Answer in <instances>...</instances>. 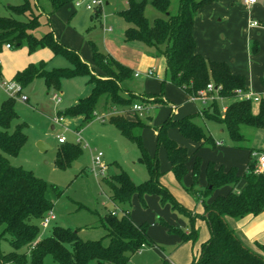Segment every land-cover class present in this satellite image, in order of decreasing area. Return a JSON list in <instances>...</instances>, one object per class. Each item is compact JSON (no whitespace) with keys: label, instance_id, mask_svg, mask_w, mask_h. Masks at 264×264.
<instances>
[{"label":"trees","instance_id":"trees-1","mask_svg":"<svg viewBox=\"0 0 264 264\" xmlns=\"http://www.w3.org/2000/svg\"><path fill=\"white\" fill-rule=\"evenodd\" d=\"M22 4L9 7L13 16L0 17V52L9 44L19 47L26 42L29 51L44 47L53 54H61L73 65V71L57 70L46 72L43 65H29L24 71L13 77V82L21 88L34 80L42 79L47 89L59 90L60 80L75 76H88L92 85L90 94L79 99L62 116H80L84 123L90 122L102 107L108 114L104 122L116 129L119 134L134 144L139 152L138 162L147 172L148 179L135 184L129 176L120 170L110 180H105L109 189V200L121 209L119 215L110 212L102 219L106 230L102 241H83L77 231L53 226L49 235L39 238V224L51 212L52 204L45 197L47 185L31 171L10 163L9 158L19 155L27 142L26 124L19 120L14 109L15 101L7 98L0 105V238L10 237L11 251L0 255V264H43L50 256L54 264H129L130 258L146 245H150L145 225H135L131 219L130 203L134 195L142 198L145 194H157L162 200H171L173 211L184 215L189 221V232L172 229L181 240L195 243L198 233L194 228L196 219L205 220L210 237L201 244L200 252L190 264H264V246L256 245L253 251L238 239L229 227L227 219H240L248 215H258L264 211V171L256 173V163L252 154L264 153V149L248 146L249 138L244 129L264 131V99L254 105L250 101H238L234 96L237 89H246L245 79L230 72L228 65L212 62L195 51L192 35L197 11L216 0H179L178 12H170L169 0H150L149 4L162 17L152 22L145 17L147 2L128 0L127 8L118 13L125 22V42H137L165 59L167 79L188 96H196L204 91L208 84L214 90L220 87L217 95L230 103L222 111L219 102H211L201 113L185 115L174 120L173 114L156 129V145L163 147L169 162V170L178 182L187 172V162L193 156L184 147L168 136V131L176 129L186 140L199 144L215 146L208 131L196 123V119L215 122L226 130L231 146L248 151L247 165L241 178L235 169L224 171L221 167L209 164L206 168L207 187L204 191L192 188L186 193L193 199H201L203 215H192L190 211L175 202L171 194L162 187L158 179L161 176L156 157L150 156L142 143V132L146 125L136 116L127 120L119 111L131 108L137 101L143 102L145 94L135 95L127 86L133 81L132 70L109 55L92 50L93 68L101 78L91 75V70L81 61L78 54L61 46L51 32L37 39L32 31L38 25L39 13L30 7L27 0ZM51 14L56 13L72 0H47ZM99 12L95 13V17ZM215 96V92L209 94ZM160 97H154L158 103ZM170 109V107H167ZM256 108V111H254ZM56 166L64 167L77 160L82 151L80 145L66 142L60 144ZM195 155V153H194ZM198 161L194 163L193 187L197 181ZM240 181L245 187L236 192L234 188ZM229 186L231 190L224 196L216 197L211 204L205 199L221 188Z\"/></svg>","mask_w":264,"mask_h":264},{"label":"rangeland","instance_id":"rangeland-1","mask_svg":"<svg viewBox=\"0 0 264 264\" xmlns=\"http://www.w3.org/2000/svg\"><path fill=\"white\" fill-rule=\"evenodd\" d=\"M27 1L30 7L37 9L40 14L38 25L32 31L37 39L51 32L62 47L74 50L88 68L94 69L92 50L95 49L126 64L134 71L133 74L136 72L140 74V77L134 79L132 83L135 88L142 87L146 97H149L143 102H136L143 105L144 111L139 116L132 112L131 107L120 110L119 114L124 115L127 120H134L137 116L146 125L142 133L143 146L150 156L157 158L161 173L158 182L168 190L175 202L185 208L182 202H189L185 197L186 191L192 188L200 191L206 189V168L209 164L221 167L224 171L233 168L239 178L243 176L248 151L231 146L223 126L199 118L195 120L196 123L208 131L215 146L203 145L188 160L187 172L181 182H178L169 170L164 148L156 145L155 129H158L172 114V109L166 108L170 107L166 101L172 104L173 111L176 108L173 112L174 120L190 114L193 106L191 107L188 96L182 90L167 81L162 84L167 79L163 56L156 55L140 43L124 41L126 24L118 13L127 8L128 0H107L108 4H104L95 12L87 11L83 5L75 7L72 0L71 4L66 5L65 9L55 15H50L51 8L47 0H38L39 4H36L35 0ZM145 1L148 3L145 17L149 22L162 17L150 6V0ZM169 1L170 12L177 14L179 0ZM21 4V0H0V17L13 16L9 7ZM97 12L99 15L95 17ZM108 29H111V32H106ZM41 64L46 72L73 71L72 63L63 55L53 54L48 47L30 52L26 42H23L21 46L11 49L2 47L0 82L11 83L16 73L24 71L29 65L38 67ZM149 67H153L155 73L161 75L162 78L159 81L144 76L145 70ZM91 75L95 78L101 77L95 71L91 72ZM88 80V76L63 78L60 80L59 90L56 91L47 89L44 80L38 79L21 89L20 95L24 96L26 101L20 100L19 97L12 98L15 101V111L19 114L21 121L27 125L28 136L27 143L17 158L12 161L24 170L31 171L47 185L45 197L52 204L50 216L53 220L49 221L47 227L39 224L40 239L48 236L53 226H59L77 231L83 241H102L106 246L107 239L104 238L106 230L102 225V219L110 212H116L119 215L122 211L109 200V189L103 179L110 180L120 169L135 184L147 180L148 175L145 167L138 162L139 152L135 145L102 121L107 114L98 112L95 116L97 119L88 124L83 123L78 116H62L61 123L53 122L58 118L59 113L68 111L75 102L89 95L91 84ZM55 96L61 100L59 105L55 104ZM154 97H160L157 100L158 103H153ZM6 98L7 95L0 91V105ZM153 106L162 107L146 111ZM52 126L53 130H51ZM77 128H80L79 135L76 132ZM243 131L249 138L248 146L264 149V131L252 129ZM57 137H64L67 144L78 143L82 151L77 160L59 168L56 166V158L61 145L57 142ZM38 142L45 143L49 149L41 153L36 147ZM186 149L189 154L196 150L189 142L186 144ZM99 152L102 153L103 174L93 163ZM196 160L199 166L196 185L193 187V169ZM112 161H115L117 166L106 165ZM224 188L215 190L209 198L205 199L206 204H211L218 196H224L222 195ZM193 200L202 205L201 199ZM129 210L134 224L146 226L151 243L146 245L140 253L132 256L129 264H186L190 245L186 247V242L184 243L172 229L185 232L189 221L184 215L173 211L171 200H162L159 195L152 193L145 194L142 198L134 195ZM10 251V237L5 235L0 238V255ZM43 264H54V262L50 256H46ZM89 264L97 263L92 261Z\"/></svg>","mask_w":264,"mask_h":264},{"label":"crops","instance_id":"crops-1","mask_svg":"<svg viewBox=\"0 0 264 264\" xmlns=\"http://www.w3.org/2000/svg\"><path fill=\"white\" fill-rule=\"evenodd\" d=\"M35 3L39 4L38 0H35ZM63 9H65V7H63L59 11ZM59 11L54 13V15L57 14ZM253 22H256L257 26H252ZM192 35L195 41V51L197 54L212 62L225 63L226 65H228L232 74L242 76L245 79L246 89H250L258 95L264 97V0L258 1L255 5L251 7H246L243 3V0H216L215 2L209 5L203 6L196 13L192 29ZM124 65L127 66L126 64ZM149 69L153 70L155 76L153 78L158 81L162 78L160 74L155 73L153 67H149L145 71ZM89 70H91V72L95 71L91 68H89ZM132 72L134 71L132 70ZM134 74L133 81L134 79L138 78L135 77ZM132 82L127 86L130 91H132L135 95L145 94L142 90V87L137 86L135 88V85ZM58 99L59 102H56L54 99L56 105H59L61 103L60 98ZM77 102H75V104ZM166 102L168 103V105H172L170 102ZM190 103L191 107L193 106L192 111L190 110V114L199 113L201 110L205 109V107L201 106L199 103ZM229 103V101L223 99L221 102H219V105L221 106V108H226ZM161 107L162 106H153L146 109V111L151 108ZM174 111L172 110L173 116ZM98 112L108 114V112H105L102 107L98 108L96 113L98 114ZM80 118L83 121V117ZM19 120L21 121L20 116ZM62 121L63 119L61 118L58 123H54L59 124ZM88 123L89 122H87L86 124ZM53 129L54 127L52 126L51 130ZM76 132L77 134H80V128H77ZM156 134L157 131L155 129V137ZM168 136L172 140H174L178 145L184 147L185 149L187 142L192 143L184 139L176 129L169 130ZM38 140H40V138ZM192 144L194 145V148L196 150L190 155H194V153L196 154V152L202 147H199V144ZM219 145L221 144L219 143ZM48 149H46L45 151H47ZM16 158L17 157L9 158L10 163L14 166L17 165L14 164L12 160ZM106 165L117 166L115 161L109 162ZM244 187L245 182L240 181L238 185L234 188V190L236 192H240ZM230 190L231 188L229 186H226L222 195H226ZM187 195L188 194L186 193L185 197L186 200H188L189 202H182L185 205V209L190 211L192 215H203V207L200 202H194V200ZM227 223L229 227L235 232V235L238 237V239L247 248L256 251V245L264 246V211L255 216L248 215L235 220L227 219ZM194 228L197 231L198 236L195 243L186 242L185 244L186 247L190 245L189 258L188 261L185 262L186 264L192 263V261L198 257L201 244L206 242L210 237L208 226L205 220L199 218L196 219L194 221ZM188 232L189 226L185 228V233ZM144 248L145 247H143L141 250H143ZM140 251L138 253H140Z\"/></svg>","mask_w":264,"mask_h":264},{"label":"built area","instance_id":"built-area-1","mask_svg":"<svg viewBox=\"0 0 264 264\" xmlns=\"http://www.w3.org/2000/svg\"><path fill=\"white\" fill-rule=\"evenodd\" d=\"M260 0H243V3L246 7H251L255 5ZM84 2V3H82ZM107 3V0H73V5L75 7H80L83 5V7L87 11H96L98 8L102 7L104 4ZM252 26H257L256 22L252 23ZM106 32H111V29L106 30ZM5 49H11V46L9 44L4 45ZM135 77H139V73L134 74ZM144 76L146 78H153L154 73L153 70L149 69L144 72ZM21 87L15 83H3L0 82V91L7 95L8 98H14L19 97L20 100L26 101V98L24 96L20 95ZM220 90V87L216 90H214L212 84H208L206 86V89L203 91L198 92L196 96H188V99L192 103H199L203 107H207L211 102L217 101L221 102L223 99L217 95V92ZM212 92H215V96L209 95L212 94ZM234 96L238 101H250L252 104H258L261 99H264L263 96L258 95L257 93L251 91L250 89H237L234 91ZM56 102H59V99L57 97H54ZM170 108L173 110V106L169 105ZM143 105L140 104H134L132 106V112L136 113L137 115L141 116L142 112L144 111ZM226 108H222V111H225ZM61 119H55L54 122L58 123ZM79 135V134H78ZM57 141L59 144H63L66 142L64 137H57ZM252 157L255 159L256 163V173H262L264 171V153H253ZM102 153L99 152L95 156L93 163L95 167H98L100 169L101 174L104 172V165L101 161ZM51 212L45 217V219L41 222V225L43 227H47L49 221L53 220V217L50 216Z\"/></svg>","mask_w":264,"mask_h":264},{"label":"water","instance_id":"water-1","mask_svg":"<svg viewBox=\"0 0 264 264\" xmlns=\"http://www.w3.org/2000/svg\"><path fill=\"white\" fill-rule=\"evenodd\" d=\"M199 1H200V0H198V1H196V2L198 3ZM36 147L38 148V150H39L41 153L45 152V150L49 148V147H48L45 143H43V142H38ZM77 166H78V165H77Z\"/></svg>","mask_w":264,"mask_h":264}]
</instances>
